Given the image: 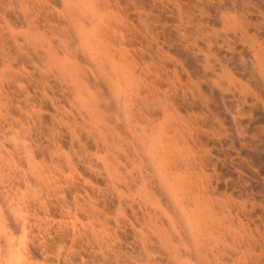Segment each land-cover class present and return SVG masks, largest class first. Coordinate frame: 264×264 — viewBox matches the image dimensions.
I'll list each match as a JSON object with an SVG mask.
<instances>
[{
	"label": "rangeland",
	"instance_id": "374dc122",
	"mask_svg": "<svg viewBox=\"0 0 264 264\" xmlns=\"http://www.w3.org/2000/svg\"><path fill=\"white\" fill-rule=\"evenodd\" d=\"M0 95L2 264H264V0H0Z\"/></svg>",
	"mask_w": 264,
	"mask_h": 264
},
{
	"label": "bare ground",
	"instance_id": "6f19581e",
	"mask_svg": "<svg viewBox=\"0 0 264 264\" xmlns=\"http://www.w3.org/2000/svg\"><path fill=\"white\" fill-rule=\"evenodd\" d=\"M1 96V95H0ZM1 101V100H0ZM3 160V159H2ZM1 164V163H0ZM2 166V165H1ZM0 166V167H1ZM1 175V174H0ZM6 236H7V234H6ZM2 248V247H1ZM5 248V247H4ZM9 248V247H8ZM1 254V253H0ZM1 256V255H0ZM6 258H8V257H6ZM4 260H5V262H6V259L4 258ZM0 261H2V258H0ZM18 261H19V257L18 256H16L15 258H13V259H11V264H18ZM3 262V261H2ZM2 262H0V264H2ZM5 264H10V262L8 263V262H6Z\"/></svg>",
	"mask_w": 264,
	"mask_h": 264
}]
</instances>
